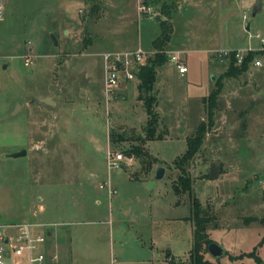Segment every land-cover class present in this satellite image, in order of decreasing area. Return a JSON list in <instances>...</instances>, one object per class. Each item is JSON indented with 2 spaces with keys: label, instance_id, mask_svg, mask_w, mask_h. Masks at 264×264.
<instances>
[{
  "label": "rangeland",
  "instance_id": "rangeland-1",
  "mask_svg": "<svg viewBox=\"0 0 264 264\" xmlns=\"http://www.w3.org/2000/svg\"><path fill=\"white\" fill-rule=\"evenodd\" d=\"M197 1L178 23L171 21L170 44L186 36L184 42L195 50L182 55L187 72L180 77L166 62L152 92L159 128H173L172 139L149 143L151 152L166 160L157 163L164 174L156 179L151 170L134 180L128 171H108L106 152L129 144H109L112 129L144 135L147 113L139 80L122 82L124 95L116 89L117 99L106 100L103 55L152 48L160 31L154 18L137 14L138 0H6L7 17L0 20V222L33 220V201L37 204L36 195L43 192L48 209L42 214L67 222L54 231L60 230L69 251L49 264H187L194 243L191 203L187 196L186 206L173 205L171 183L178 171L168 158L187 146L185 138H175L177 118L185 135L207 120L208 93L225 69L209 49L256 48L255 34L264 37V0L255 17L251 8L257 0ZM256 68L252 75L223 79L214 127L190 168L193 198L215 216L208 238L224 249L219 257L207 254L213 264H264V70ZM43 94L56 102L32 101ZM31 128H39L45 142L14 155L33 145ZM212 162L219 166L218 179L208 176ZM133 164L130 170H139L137 159ZM30 165L39 169L37 177ZM108 179L115 188L111 197L99 187ZM92 193L102 198L97 211ZM98 218L104 220L91 222ZM46 226L36 230L45 232ZM254 248L255 255H248Z\"/></svg>",
  "mask_w": 264,
  "mask_h": 264
},
{
  "label": "trees",
  "instance_id": "trees-1",
  "mask_svg": "<svg viewBox=\"0 0 264 264\" xmlns=\"http://www.w3.org/2000/svg\"><path fill=\"white\" fill-rule=\"evenodd\" d=\"M143 3L148 6L158 7V14L160 18L157 20L159 33L152 40L150 50H146L145 59L139 65L135 75L140 81L139 88L142 93L139 94L143 102L147 119L143 126L144 135L133 137L126 136L124 133L116 132L112 129L108 139L109 144L117 147V143H125L129 141L128 147H119V151L127 158L134 157L139 161L140 168L137 171L130 172L129 178L134 180H143L146 178L152 167L159 162V160L151 154L146 145L150 140H161L168 135L169 129L159 128V114L155 107L157 104L156 96L152 93L157 82V73L160 67L164 66L169 61V46L172 40V23L175 17L179 0H143ZM93 7L90 10L92 13ZM142 48V47H141ZM255 52L246 54L243 61L238 65L233 57L225 63V69L217 79L214 87L209 91L206 99V115L207 120L202 119L196 124L193 133L186 135L185 142L186 149L178 157L173 159L174 168L178 171L177 178L171 183L172 192L177 196V199L183 195L189 197L191 203V222L193 225V246L188 254L187 264H213L207 257L208 245L212 242L208 238V228L215 220L214 214L210 215L200 207V202L192 195V176L190 168L194 163V158L198 156L199 151L204 145V140L209 131H212L214 125V116L219 109V97L223 88V79L225 77L240 78V75L248 73L251 69V62L255 57ZM151 94L148 95L147 93ZM205 100V99H204ZM206 176V175H205ZM210 177V176H209ZM264 222V216L261 217L260 222ZM216 226L215 223H213ZM256 248L249 252L248 255H255ZM258 261L260 258L257 256Z\"/></svg>",
  "mask_w": 264,
  "mask_h": 264
},
{
  "label": "built area",
  "instance_id": "built-area-1",
  "mask_svg": "<svg viewBox=\"0 0 264 264\" xmlns=\"http://www.w3.org/2000/svg\"><path fill=\"white\" fill-rule=\"evenodd\" d=\"M6 0H0V20L5 17ZM137 14L153 18L156 14L150 9V6L145 5L143 0H138ZM258 39L256 48L248 46L239 49H217L214 50L215 58L222 64L227 63L233 57L236 64H240L246 54L255 52L256 55L251 62V67L264 70V37L259 33L255 34ZM146 52L143 48L138 47L133 52L116 53L109 52L103 55V90L104 97L109 100L116 89L122 82L134 78L135 73L144 61ZM29 57L26 56L25 63L28 64ZM169 61L173 63L179 74L183 75L187 72V66L180 59L179 52L171 53ZM125 156L121 151L108 147L106 152L107 169H121L122 160ZM100 188L106 189L108 195L112 196L114 191L109 182H101ZM47 234L43 231L35 229V223L31 221L20 222H0V264H47L49 255L45 249ZM57 258V254L51 255Z\"/></svg>",
  "mask_w": 264,
  "mask_h": 264
},
{
  "label": "crops",
  "instance_id": "crops-1",
  "mask_svg": "<svg viewBox=\"0 0 264 264\" xmlns=\"http://www.w3.org/2000/svg\"><path fill=\"white\" fill-rule=\"evenodd\" d=\"M198 1L197 0H179V5H178V7H177V12L175 13L176 15H175V17H174V19L173 20H176L175 22H179V20L183 17V14L185 13V12H187V11H189V9L190 8H195V7H198V3H197ZM256 3V2H255ZM254 3V4H255ZM8 6V7H7ZM254 6V5H253ZM262 7H263V5H262V3H261V9H262ZM8 8H9V4H6V10H5V18L7 17V10H8ZM200 9V8H199ZM260 9V10H261ZM155 16L153 17L154 18V21H155V23H157V21L155 20V18L157 17V15H159V18H160V14H158V12H155ZM186 18V17H185ZM173 22V21H172ZM186 22V21H185ZM248 26V25H247ZM186 36H184L183 37V39L182 40H180V44H175V43H178V42H175L174 41V43L173 44H168V46H169V50H168V54H169V56H170V54L171 53H174V52H179V57H180V59L185 63V65H186V62H185V57L183 58L182 57V55L183 54H189V53H191V52H193V51H195L194 49H192V48H190V47H188V45H187V43H185L184 42V38H185ZM30 40V39H29ZM172 41V40H171ZM184 42V43H183ZM188 42V41H187ZM235 47H228V49H234ZM217 49H219V48H212V49H209V52L212 54V57H213V61H215V63L217 64V65H220L221 67H225V63L224 64H222V63H220L216 58H215V56H214V53H213V51L214 50H217ZM148 50H150L149 48H148ZM0 51H3V49H0ZM169 63L170 64H173V63H171L170 61H169ZM5 65H7V64H5ZM174 65V64H173ZM175 66V65H174ZM187 66V65H186ZM253 68V67H252ZM250 69L249 70V72H248V74L249 75H252L253 74V69ZM166 71L168 70V68H166L165 69ZM256 70H261L260 68H256ZM176 72H177V75L178 76H180V77H183L185 74H186V72L183 74V75H181V74H179V72L177 71V68H176ZM158 74V73H157ZM135 78H137L136 77V75H135ZM215 78V77H214ZM138 80V79H137ZM127 81H129V80H127ZM139 84H140V81H138V83H137V90H138V96H139V94L140 93H142V90H140V88H139ZM119 89H121V88H118L117 89V91H116V94L118 95H121L123 92H125V91H121V90H119ZM149 94H150V92H148ZM147 93V94H148ZM148 94V95H149ZM44 95V94H43ZM49 95V94H48ZM123 95H124V93H123ZM114 97V98H113ZM204 97L205 96H202V97H195V96H193L191 99L193 100L194 98H196L194 101H197V102H199L198 100H200V101H203L204 100ZM52 98H54V97H52ZM112 98L113 99H117L116 98V96H112ZM190 97H187L186 99H189ZM38 98H34L32 101H36ZM139 99H140V96H139ZM40 100V99H39ZM141 100V99H140ZM42 101V100H41ZM110 101V100H109ZM142 101V100H141ZM45 104H48V103H46L45 101H43ZM56 101H55V99H54V102L52 103V104H48V105H53L54 103H55ZM106 104H107V102H106ZM180 117V116H179ZM179 120H180V122H181V118H177V121H176V126H175V128L177 129V133L175 134V138L176 139H180L181 137H183V138H185L186 137V135L185 134H183V132H184V128L185 127H183V123L181 124L180 122H179ZM144 126V125H143ZM170 125H168V129H169V133H170V135L168 134L167 136H165L162 140H169V139H172L173 138V136H172V125H171V127H169ZM185 126V125H184ZM56 127V126H55ZM59 128H55V130L54 131H57ZM32 130H33V132H32ZM30 132V138L31 139H29V142H30V140L33 142L32 144V146H29V147H26L27 148V152L26 153H28L29 151H31L33 148H38V147H40L41 146V144L40 143H42V142H45V140H44V136H41V130H39V128H38V130H36L35 131V129H33V128H31L30 130H29ZM171 131V132H170ZM151 141H153V140H150V141H147V143H146V145L148 146V149H149V151L151 152V150H150V145H149V143L151 142ZM108 143H109V139H108ZM45 147V149H48V146H44ZM184 152V151H183ZM182 151H178V152H176L175 154H173V155H171L170 157H168L169 158V160L170 161H173V159L174 158H176V157H178V155H180L181 153H183ZM151 154L153 155V156H155L158 160H163V161H166V160H164V159H162V157H160V155L158 154V153H153V152H151ZM135 158L134 157H129V158H127V157H125V159H124V163H122V167H121V169L119 170V169H116V172L117 173H121L122 172V170H125V171H128L129 173L130 172H134V171H131L130 170V168L134 165L133 163L135 162ZM167 162H169V161H167ZM31 166V165H30ZM158 166H161V165H158L157 163L152 167V171H154L155 170V168L156 167H158ZM163 166V165H162ZM161 166V167H162ZM165 168V167H164ZM38 170L39 169H33V167L31 166V168H30V171L32 172V174L34 173L35 175L34 176H36V174L38 173ZM130 170V171H129ZM90 175H92V179H93V183H96L97 182V176L93 173V172H90L89 173ZM221 176V175H220ZM219 176V177H220ZM37 177V176H36ZM109 182V184H110V186H111V188L113 189V190H115V188L114 187H112V185H111V183H110V181H109V179L108 180H104L103 182ZM115 192V191H114ZM108 194V193H107ZM34 195V194H33ZM92 195V206H93V209L94 210H98V209H100V206L102 205V198H101V195L100 194H96V193H92L91 194ZM175 195V194H174ZM109 197H111L110 195H108ZM176 196V195H175ZM36 197H37V199H38V203L37 204H35L34 203V201H33V209H34V212H35V218L33 219V220H27V221H31V222H34L35 223V229L37 228V226H41V225H47L46 226V231H45V233L47 234V238H46V242H45V244H44V246H45V249L47 250V253H48V255H49V259H48V261H47V264H49V262L50 261H54V260H58V259H60V261H62V259H64L65 258V254H67V252L69 251V249L64 245V243H62V241H60V230H58V228L56 229V231H54L55 230V227L54 226H56L57 224H61V223H67V222H65V221H62V220H59V219H57V220H55L54 218H53V216H50L49 214H42L43 212H45L48 208H47V206H46V202H45V194L43 193V192H39L37 195H36ZM184 197H186V198H184ZM188 201L187 200V195L185 196V195H183V196H181L180 198H179V200L177 199V196H176V199L174 200V203H173V205L174 206H179V205H181V204H185V206H186V201ZM104 208V207H103ZM38 216V217H37ZM104 219L103 218H101V219H95L94 221H91V222H94L95 224H98V223H100L101 221H103ZM13 222H20V221H13ZM107 221H104V223H106ZM38 231V230H37ZM41 232V231H40ZM53 233H55V237L52 239V238H50L51 237V235L53 234ZM50 238V239H49ZM67 249H68V251H67ZM54 253H56L57 254V258H53V257H51V255L52 254H54ZM72 253V252H71ZM171 260V259H170Z\"/></svg>",
  "mask_w": 264,
  "mask_h": 264
},
{
  "label": "water",
  "instance_id": "water-1",
  "mask_svg": "<svg viewBox=\"0 0 264 264\" xmlns=\"http://www.w3.org/2000/svg\"><path fill=\"white\" fill-rule=\"evenodd\" d=\"M261 9V1L257 0L256 3L254 4V6L251 8V17H255V15L260 12ZM159 19V15H157V17L155 18V20L157 21ZM247 30H249L248 26H246ZM53 37L55 39V41H57L56 35L55 33H53ZM149 94V93H148ZM36 98L45 101L48 104H52L54 102V98H52L51 95L48 94H44V95H38ZM27 152V148H22V150L20 151H16L13 154L14 155H21L23 153ZM165 168L162 166H158L155 169V175L154 177H156V179H162V176L164 174ZM219 166L216 165L214 162L211 163L210 169H209V173L208 176H210V178L212 179H218L219 178ZM150 185H152V183H150ZM208 254L211 257H219L222 256L224 254V249L216 242H211L208 247Z\"/></svg>",
  "mask_w": 264,
  "mask_h": 264
}]
</instances>
